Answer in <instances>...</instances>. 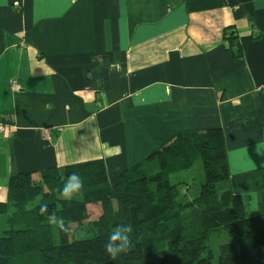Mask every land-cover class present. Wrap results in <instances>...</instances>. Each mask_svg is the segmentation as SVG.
I'll return each mask as SVG.
<instances>
[{
	"label": "crops",
	"instance_id": "1",
	"mask_svg": "<svg viewBox=\"0 0 264 264\" xmlns=\"http://www.w3.org/2000/svg\"><path fill=\"white\" fill-rule=\"evenodd\" d=\"M0 121V237L12 176L103 160L115 185L215 127L246 216L264 214V0H0Z\"/></svg>",
	"mask_w": 264,
	"mask_h": 264
},
{
	"label": "trees",
	"instance_id": "2",
	"mask_svg": "<svg viewBox=\"0 0 264 264\" xmlns=\"http://www.w3.org/2000/svg\"><path fill=\"white\" fill-rule=\"evenodd\" d=\"M224 37L240 57L236 31ZM198 164L199 184L180 178ZM72 173L83 185L65 199L60 189ZM230 177L219 127L178 133L115 185L103 160L14 175L0 257L4 264H214L209 241L226 231L235 242L220 246L216 264H264V214L246 216ZM121 225L132 227V243L113 259L104 241Z\"/></svg>",
	"mask_w": 264,
	"mask_h": 264
},
{
	"label": "clouds",
	"instance_id": "3",
	"mask_svg": "<svg viewBox=\"0 0 264 264\" xmlns=\"http://www.w3.org/2000/svg\"><path fill=\"white\" fill-rule=\"evenodd\" d=\"M83 185V181L77 173H72L71 176L66 180L62 189H60L61 197L65 199H71L73 195L78 192ZM46 211V206L41 207V212ZM50 219H55V217H50ZM132 232V227L129 226H118L115 231H112L107 236L104 241V251L111 257L116 258L117 255L132 243L130 233Z\"/></svg>",
	"mask_w": 264,
	"mask_h": 264
},
{
	"label": "rangeland",
	"instance_id": "4",
	"mask_svg": "<svg viewBox=\"0 0 264 264\" xmlns=\"http://www.w3.org/2000/svg\"><path fill=\"white\" fill-rule=\"evenodd\" d=\"M180 178L188 179L193 182L194 185L199 184V182L203 179V171L201 165H196L192 171L188 173H184L180 175ZM86 232V228L83 229L81 237H86L84 234ZM85 235V236H84ZM235 242L234 238L230 237L226 231H222L219 235L211 238L209 241L210 248L214 254L213 263L216 264L219 253H220V246L226 243H233Z\"/></svg>",
	"mask_w": 264,
	"mask_h": 264
},
{
	"label": "built area",
	"instance_id": "5",
	"mask_svg": "<svg viewBox=\"0 0 264 264\" xmlns=\"http://www.w3.org/2000/svg\"><path fill=\"white\" fill-rule=\"evenodd\" d=\"M9 132H10V127L7 124L0 121V137Z\"/></svg>",
	"mask_w": 264,
	"mask_h": 264
}]
</instances>
